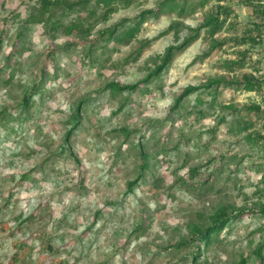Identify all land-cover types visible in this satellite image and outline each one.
<instances>
[{"label":"rangeland","instance_id":"1","mask_svg":"<svg viewBox=\"0 0 264 264\" xmlns=\"http://www.w3.org/2000/svg\"><path fill=\"white\" fill-rule=\"evenodd\" d=\"M214 1H211V4ZM234 1L237 0H232ZM35 2L36 0L0 2V32L6 27L4 36L8 38L13 50L11 54L3 57V65L6 64L7 67L0 72V91L7 90V96L15 100L14 109L5 104L0 111L6 109V114L8 111L17 112L16 116L7 119H2L0 116V127H7L14 119L26 123L39 119L42 128L48 132L45 158L51 159L56 155L69 154L71 150L67 148L64 151L62 146L73 113L79 107L81 115V108L92 104L94 95L99 96L106 89L110 90L112 101L117 102L118 105V110L113 115H121L124 121L123 126L113 129V134L122 144L115 153V159L122 161V174L117 176V179L121 186L129 191L140 186L138 182L130 189L129 182L140 176L142 163L148 160L150 166L143 171L144 174L151 172L155 166L159 178L153 180V187L158 193H165L163 198L165 207L162 211H166L169 215L165 217L150 212L149 225L144 228L143 210H141L140 219L135 226L139 239L148 237L152 234L153 228L160 227L162 222L167 225L161 228L160 233L153 234L150 243L145 242L142 245L147 264H190L193 244L168 250L165 248L192 238L196 226L210 225L211 214L217 212L219 208L249 210L264 203V183L260 182V174L257 173L258 169L264 171L263 151L253 142L247 141L244 138L246 132L238 131V124L233 121V116L228 114L229 111L220 108V105L224 104L238 107L244 103L260 102L262 98L259 94L222 87L217 97L219 106L210 107L208 101L211 95L208 91H199L187 96L183 106L174 111L171 110L173 103L163 119H145L144 124L149 128L150 135L147 142L141 135L149 152L146 159L140 152L139 128L132 127L139 123L136 119L138 112L144 117L150 116V105L159 103L169 95L175 101L181 91L189 85H202L214 76L233 77L255 71V65L251 62L257 60L260 61V67L264 72V40L255 46L250 43L243 45V48L251 50V60L247 58L250 63L247 60L245 67L235 72L228 71L225 66L226 61L238 56V47L233 46V42L230 41L224 47L216 48L209 56L201 59L208 48V42L203 39L204 28H201L199 37L176 55L172 64L160 77H154L149 83H143L137 90L113 93L110 88H106L111 82L130 85L141 81L155 67L156 62L160 61V56L169 45L179 43L187 34H194L211 4L205 8L198 7L195 11L182 16L175 12H165L159 17L149 16L142 23L140 33L131 41L118 42L116 36L111 41H107L106 33L92 46L98 30L115 26L125 18H133L142 10L155 7L159 0H141L140 5L121 6L106 21L99 22L93 31L95 33L89 36L47 32L44 27L35 25L23 35V40H19L16 36L17 31L27 17L28 5ZM234 6L237 15L232 17V27L220 31L217 34L219 39L243 35L251 26L253 18L246 9L240 3ZM172 22L179 23V31L172 29L162 34L161 32ZM14 27L17 31L13 40L11 30ZM177 37H179L178 41ZM33 39L44 46L43 51L34 59L29 57L25 60L24 54L32 50ZM91 47L94 52L88 56L86 54ZM2 51L3 46L0 49V52ZM138 52L140 54L135 58ZM13 57H16L15 62ZM61 64L65 66L63 69L60 67ZM42 68H46L47 71L45 82L39 89L41 93L37 95L42 97V100L34 99L28 108L22 110L20 105L23 94L28 87L39 81ZM50 68H55V75L48 71ZM73 71L76 73L74 81L77 91L83 92V95L77 99L71 116L59 115L55 108L58 100L57 87H68L66 83L61 82L60 77ZM18 75L21 77L20 80L17 79ZM24 75H30V85L23 82ZM9 76H11L9 81L4 80L9 79ZM46 83L53 87L46 88ZM199 97L203 102L198 100ZM93 110L90 108L85 113L83 117L85 124L90 122L89 113ZM200 110L202 112L199 114ZM222 115H227V118H222ZM252 117L256 124L250 127L249 131L264 129V117ZM81 119L82 117L78 127L81 126ZM210 127L215 129L213 135L207 133V128ZM55 137L62 138L63 142L59 147ZM208 140L211 141L209 146L204 147L203 144ZM157 150L160 152L158 153ZM214 156H222L224 159L221 161L217 159L210 166H206ZM73 159L79 166L80 158L73 156ZM237 162L242 164L238 166ZM197 166L201 167V173L189 178L188 169ZM185 169L187 171H184ZM213 170H216L215 174ZM21 179L27 180L29 177L26 175ZM11 200L10 191L9 196L0 205V214L10 209ZM50 219V209L43 208L39 215L29 216L27 219L22 216L15 217L17 227L11 231L6 223H0V233H6L8 238L14 237L17 232L35 230L40 233L42 245L37 258L33 260L32 253L35 250L27 243L19 242L14 245L16 250L10 260L5 255L0 258V264H5V261L7 264H48L49 261L50 264H68L67 256L70 253L54 247L43 227ZM263 224L264 219L258 214L241 217L229 229L222 232L221 242H213L209 249L203 252L199 264H240V259L244 256L248 259L246 264H260L253 251L264 241V229H261ZM15 254L18 255L16 259L13 258ZM81 259L75 258L76 264H81ZM101 264H108V261H102Z\"/></svg>","mask_w":264,"mask_h":264},{"label":"clouds","instance_id":"2","mask_svg":"<svg viewBox=\"0 0 264 264\" xmlns=\"http://www.w3.org/2000/svg\"><path fill=\"white\" fill-rule=\"evenodd\" d=\"M16 31L15 27L11 30L13 40ZM32 45V50L24 54L25 60L29 57L34 59L43 51L44 46L35 39ZM12 51L8 38H5L3 51L0 52V66H3V57ZM15 59L13 57L14 62ZM60 67L63 69L65 66L61 64ZM48 71L56 74L55 68ZM75 76L73 71L60 77L68 87H57L55 108L59 115L71 116L77 99L83 95V92L77 91ZM17 79L21 77L18 75ZM22 79L30 85V75H24ZM51 87L53 85L46 83V88ZM34 99L42 100V97ZM92 99V104L81 108V126L69 125V154L45 158L48 132L42 128L39 119L30 123L14 119L7 127H0V205L10 191L12 194L10 209L0 214V223H6L11 231L17 227L15 217L27 219L48 208L51 219L43 227L54 247L70 253L67 256L68 264H76L75 258H82L81 264H101L102 261H108V264H147L142 245L150 243L153 234L160 233L161 228L167 225L162 222L160 227L153 228L148 237L139 239L135 226L141 210L144 228L149 225L150 212L165 217L169 215L162 211L165 193H158L153 187V180L159 178L155 166L151 172L144 174L140 186L131 191L121 186L117 176L122 174V161L115 159V153L122 144L113 134V129L123 126L124 121L121 115H113L118 105L112 101L110 90L106 89ZM173 103L169 95L149 106L150 116L137 113L139 123L132 127L139 128V135L145 137V142L150 135L144 120L163 119ZM5 104L14 109L15 100L7 96V90L0 91V108ZM90 108L94 110L89 113L90 122L85 124L83 117ZM12 115L16 116L17 112L14 110ZM54 139L57 147L63 142L61 137ZM73 156L80 158L79 166ZM25 175L29 179L22 180L21 177ZM19 242H25L35 250L32 253L35 260L42 247L40 233L35 230L17 232L12 238L0 233V258L7 255L10 260L16 250L14 245Z\"/></svg>","mask_w":264,"mask_h":264},{"label":"trees","instance_id":"3","mask_svg":"<svg viewBox=\"0 0 264 264\" xmlns=\"http://www.w3.org/2000/svg\"><path fill=\"white\" fill-rule=\"evenodd\" d=\"M213 0H159L155 7L147 8L142 10L138 15L133 18H125L117 25L100 29L97 31V36L92 41V46L95 45L97 40L107 33L106 40L111 41L114 36L118 42H129L135 38L141 30L142 23L149 17L155 16L159 17L165 12H175L179 16L195 11L198 7H204L211 4ZM240 3L242 7L246 9L248 14L253 18L251 20V26L244 31L243 35L219 39L217 34L225 28L232 27V17L237 15V10L235 4ZM141 4V0H36L34 4L28 5L27 17L23 20L22 26L17 31V38L23 40L25 33L31 30L35 25H42L47 32L52 33H74L79 36H89L94 34L93 31L97 24L102 21H106L111 14L118 11L121 6L129 7L131 5ZM85 14V15H84ZM228 25V26H226ZM201 28H204L203 39L208 42V48L204 51L201 59L209 56L213 50L216 48L224 47L228 42L232 41V45L238 47V56L226 61V68L228 71L239 70L251 60V50L243 48L242 46L250 43L253 46L261 44L264 40V0H237L232 2V0H215L211 7L206 9L203 21L197 27V31L194 34H187L182 41L179 43L169 45L163 55L160 56V61L156 62L155 67L150 71V73L141 81L130 84L123 85L120 82H111L106 88H110L114 92H123L125 90H137L141 87L143 83H149L152 78L160 77L162 73L172 64L176 55L182 52L186 47H188L192 42H194L199 35ZM6 27L0 32V49L4 44ZM175 29L176 32L179 31V23L172 22L167 29H165L162 34ZM178 35V33H176ZM177 41L179 37H177ZM69 46V45H68ZM93 51L91 47L86 55H90ZM140 52L135 55L138 58ZM249 57V60L247 59ZM248 60V61H247ZM54 63V61H53ZM250 63V61H249ZM251 64L255 65V71L245 72L239 76L227 77L224 75L210 77L207 82L202 85H189L175 98L174 105L171 110L174 111L181 106L187 96L194 94L196 92L208 91L211 95V99L208 101L210 107L219 106L220 102L217 101L219 90L222 87H231L235 89H242L245 91H253L261 96L260 102H249L244 103L241 106L236 107L233 104L220 105L221 109L228 110L230 116H233V121L238 124L239 132H246L244 138L247 141L253 142L255 145L259 146L261 151H263L264 156V129L255 131H249V128L255 126L256 121L253 120L252 116L264 117V72L262 67H260V61H253ZM7 67L4 64L0 68V72L4 71ZM41 76L36 84L31 85L23 94V99L21 102V109L28 108L34 101L36 97L41 92L40 87L45 82L46 68L41 69ZM11 75V74H10ZM9 79H4L9 81ZM199 101L203 100L199 97ZM6 109L0 111V116L2 119L10 118L12 111H8L6 114ZM202 111H199V114ZM252 115V116H251ZM80 111L79 107L73 113L70 121L68 122L71 126L78 127L80 125ZM222 118H227V115H222ZM264 128V127H263ZM207 133L213 135L215 129L210 127L207 128ZM71 137V131L67 130L65 133V142L63 144L64 151L68 148V141ZM139 145L141 149V155L147 158L149 152H147L145 144L142 141L140 135ZM210 140L206 141L203 145L208 147ZM179 148V146H176ZM159 153L160 151L157 150ZM236 156V154H235ZM222 160L224 157H213L206 166H210L212 162L216 160ZM242 163L237 162L236 165H241ZM150 164L148 160L142 163V170L140 176L135 180L129 182V188L131 189L144 177V170L149 168ZM264 167V164L262 165ZM216 170H213L215 174ZM201 173V167H190L187 171L189 178H194ZM260 174V182L264 183V171L261 169L257 170ZM26 176V175H25ZM258 214L261 219H264V203L259 205L257 208L244 209L235 208L232 210L226 209L225 207L219 208V210L214 214H211V224L205 227L196 226L194 229V234L192 238L184 241H180L176 244L170 245L165 248L166 250L170 248H180L181 246H186L189 244L194 245L192 250V261L190 264H199L203 252L212 245L213 242H221V234L223 231L229 229L234 222L245 215ZM261 229H264V224L261 225ZM50 244V243H49ZM259 260L260 264H264V241L253 251ZM17 254L13 256L14 259L17 258ZM247 257L244 256L240 259V264L247 263Z\"/></svg>","mask_w":264,"mask_h":264}]
</instances>
